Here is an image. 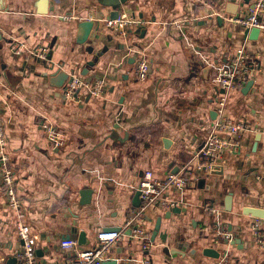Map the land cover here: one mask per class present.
Instances as JSON below:
<instances>
[{"label": "crops", "instance_id": "crops-1", "mask_svg": "<svg viewBox=\"0 0 264 264\" xmlns=\"http://www.w3.org/2000/svg\"><path fill=\"white\" fill-rule=\"evenodd\" d=\"M51 1L53 10L45 14L37 13L39 0H2L0 9V114L20 211L36 236L38 262L63 264L72 258L73 249L60 244L67 234L77 242L78 230H84L87 244L78 246L87 247L98 234L120 226V238L103 261L264 264V248L255 244L250 229L255 217L264 228V31L250 39L248 28L230 19L243 15L254 0H126L120 14L144 21L126 36L104 25L112 7L102 0ZM81 19L100 21L99 39L76 42ZM241 45L257 56L258 82L245 92L243 86L222 90L211 80L212 67ZM39 47L46 48L44 57L34 53ZM97 52L94 65H87ZM135 52L150 65L143 80L134 75ZM46 55L90 84L101 81L102 94L82 90L77 98H65L63 89L49 82V62H42ZM6 70L17 78L13 86ZM222 95L223 115L246 122L249 130L239 135L233 152L222 154L204 173L195 167V154L217 131ZM43 121L64 133L63 147L49 144ZM188 169L193 172L183 190L163 192L167 199L181 200V212L165 217L168 209L146 206L141 222L150 245L143 249L125 224L140 180L146 173L163 178ZM86 188L93 191L90 202L81 204L79 193ZM15 213L1 191L0 176L3 264L9 256L16 258L13 264L20 260ZM225 232L240 241L225 243ZM207 247L219 256L204 254Z\"/></svg>", "mask_w": 264, "mask_h": 264}, {"label": "built area", "instance_id": "built-area-1", "mask_svg": "<svg viewBox=\"0 0 264 264\" xmlns=\"http://www.w3.org/2000/svg\"><path fill=\"white\" fill-rule=\"evenodd\" d=\"M264 10V0H254L250 3L243 15L233 16L230 19L244 27H257L264 31V20L260 18ZM144 24L143 20L118 14L115 18L104 19V25L126 36L129 29L137 28ZM46 48L39 47L34 53L43 56ZM136 60L134 75L137 79L143 80L149 75L150 65L144 54L135 52ZM257 56L252 54L244 45L238 47L230 59L225 62L217 63L212 67L211 80L222 90L232 89L243 86L247 81L252 80L254 85L258 82L257 71L259 69ZM103 83L94 82L92 84L84 81L79 75L71 74L70 81L63 91L65 98H77L79 91H85L91 95H100L103 91ZM226 102L224 95L217 101L218 118L215 123L217 131L211 132L200 144L195 156L198 158L196 169L202 172L211 171L214 168L216 160L226 152H233L239 144V135L249 130V126L244 121H234L223 115ZM43 134L52 147L60 148L65 145L66 137L64 133L48 121L40 123ZM218 132H223L221 136ZM238 136V137H237ZM193 170L188 169L184 173L168 172L163 178H154L146 173L140 180L138 189L140 190L141 202L138 207L130 210L125 224L131 227V236L141 242L142 248L147 249L150 245L149 234L142 226V216L146 206L149 204H158L161 208L171 209L179 207L182 202L178 199H167L163 192L168 187H176L180 190L187 185L189 177ZM0 176L1 191L5 196L11 210L15 213L13 226L21 240L20 260L16 264H51L38 262L35 255L36 236L31 231L29 224L20 211L21 200L16 194L14 184V173L10 164V158L7 152V136L5 133L4 122L0 114ZM206 207L210 208L208 204ZM251 233L255 244L264 248V228L262 219L255 217L250 225ZM120 231L110 230L98 234V240L94 245L79 247L75 239L61 240L62 247L73 249L74 255L63 264H101L104 260L105 252L111 244L120 238ZM220 233V231H218ZM227 242L233 239L230 232L223 233ZM5 261V256H0V264Z\"/></svg>", "mask_w": 264, "mask_h": 264}, {"label": "water", "instance_id": "water-1", "mask_svg": "<svg viewBox=\"0 0 264 264\" xmlns=\"http://www.w3.org/2000/svg\"><path fill=\"white\" fill-rule=\"evenodd\" d=\"M249 1L250 0H241V2H243L244 4H247ZM102 2L105 5L112 7V11L110 13V18H115L120 13V11H119L120 5L124 4L126 2V0H102ZM39 3L40 4L37 8V13L45 14V13L53 10V2L51 0H39ZM1 8H3L2 0H0V9ZM231 12L233 13V11H231ZM219 19L220 18H218V20ZM99 26H100L99 20H90V19L79 20L77 22V26H76V28H77L76 42L77 43H84L88 38L99 39L100 34L97 33ZM143 31L144 30H141V33H143ZM259 33H260L259 28L251 27V28L246 29L245 36L250 35L249 36L250 39H255V38H257ZM98 56H99V52H97L95 54V56L92 60L87 61V65L93 66L94 63L96 62ZM47 61L49 62V65L47 66V64H45L46 65L45 67L48 70H50V72L46 73L48 75L50 84H52L55 87L62 88L64 91L67 83L70 81L69 73L72 74L73 70H69L68 72H66L65 70H62L61 69L62 66H60L61 64H58V65L54 64L52 61H49V58L46 55L42 62L46 63ZM54 66H55V68H54ZM206 70H210V67L207 66ZM5 75L8 77L10 85L13 86L14 82L17 79L16 76L10 74V71H8V70H6ZM253 86H254V82L252 80H249L243 85L242 91L245 92ZM212 113L216 114L215 111H213ZM257 138L258 139L260 138V134H258ZM163 140L165 142L167 141L165 139H163ZM92 192L93 191L91 189H87V188L82 189L79 193L80 196L82 197L80 203L81 204H88L90 202ZM140 202H141L140 190L137 188L135 193H134V197H133V206L138 207L140 205ZM181 211H182L181 207H173V208L168 209L166 211L165 217H169L171 213H179ZM159 225H160V217L157 218V220L155 222V227H154V230L152 232V237H151L152 241L156 235L157 230L159 229ZM109 229L114 230V231H120L121 227L120 226H114V227L109 228ZM129 229H130V234H131V227ZM76 230H77V228L75 229V232H76ZM73 238H74V236H70L69 234H67V236H65L63 238V240L73 239ZM223 240L225 243H227V240H225V239H223ZM239 241L240 240L237 237H234L233 239H231L229 241V244H237ZM77 243L79 245H82V246L87 244L86 233L84 230H78V232H77ZM203 253L206 255H209V256H213V257L219 256V252L217 250L211 248V247L204 248ZM15 259L16 258L14 256H9V258H8V260H6L5 264H13V261H15ZM101 264H117V261L116 260L102 261Z\"/></svg>", "mask_w": 264, "mask_h": 264}]
</instances>
